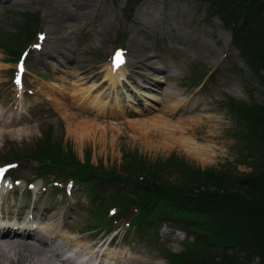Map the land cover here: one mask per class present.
<instances>
[{
	"label": "rangeland",
	"instance_id": "obj_1",
	"mask_svg": "<svg viewBox=\"0 0 264 264\" xmlns=\"http://www.w3.org/2000/svg\"><path fill=\"white\" fill-rule=\"evenodd\" d=\"M17 1L0 0L3 41L11 37L13 41L14 33L30 20V38L39 31L43 39L40 49L30 45L19 84L13 55L0 47V155L10 148L20 156L22 150L48 139L70 144L74 154L89 157L94 164L118 166L126 152L148 163H166L161 172L173 183L182 173L171 159L187 161L198 170L230 167L241 174L250 169L260 148L244 144L241 122L227 99L263 104L264 83L243 63L240 49L231 43L232 30L206 1L141 0L125 14L127 0ZM247 28L259 33V39L264 37V27L255 21ZM119 44L124 46L125 75L111 90L109 76L117 72L109 58ZM206 68L213 72L210 81L193 82L192 77ZM156 80L161 84L153 83ZM166 123L182 127L184 137L180 129L174 134L166 131ZM186 136L196 143L198 154L187 152L181 141ZM17 169L25 177L39 170L32 159L23 160ZM52 175V171L46 174ZM75 183L52 190L49 181L39 179L30 190L25 180L10 184L6 178L0 189V214L20 211L22 216L24 208L38 226L60 231L52 247L72 248L82 239V247L102 245L103 252L110 244L108 252L118 255L115 262L120 264H170L160 246L180 252L184 245L165 232L178 229L182 237L191 238L187 230L170 222L162 223L157 240L143 233L132 236L125 231L126 217L110 226L115 229L110 234L107 225L80 233L79 227L95 221L87 188ZM111 187L106 183L105 191ZM18 248L0 245V264L58 262L51 251Z\"/></svg>",
	"mask_w": 264,
	"mask_h": 264
},
{
	"label": "trees",
	"instance_id": "obj_2",
	"mask_svg": "<svg viewBox=\"0 0 264 264\" xmlns=\"http://www.w3.org/2000/svg\"><path fill=\"white\" fill-rule=\"evenodd\" d=\"M139 1L126 3L132 9ZM202 1L232 30V44L264 83L260 74L264 70V37L259 39V33L247 28L251 21L264 27V0ZM32 30L30 20L14 33L13 41L12 37L3 41L0 34V47L18 55L21 42L29 39ZM227 104L241 122L239 136L244 144L260 148L250 170L241 174L230 167L198 170L187 161L171 159L182 173L173 183L161 172L166 163H148L136 153L126 152L118 168L94 166L89 158L81 162L71 146L64 151L60 143L48 139L20 154L23 159H35L42 172L54 168L59 177L72 175L91 187L92 193H99L102 200L93 212L96 225L117 222L128 212L126 222L134 233L155 234L163 220L193 232L194 241L184 243L185 251L168 254L173 264H264V103L251 105L230 97ZM9 155L12 158L16 153ZM107 182L112 185L108 193L104 190ZM216 245L218 249L213 248Z\"/></svg>",
	"mask_w": 264,
	"mask_h": 264
},
{
	"label": "bare ground",
	"instance_id": "obj_3",
	"mask_svg": "<svg viewBox=\"0 0 264 264\" xmlns=\"http://www.w3.org/2000/svg\"><path fill=\"white\" fill-rule=\"evenodd\" d=\"M5 1V0H4ZM11 1V0H10ZM14 3H18V1L17 0H14ZM71 16V15H70ZM122 66H123V64H121V66L118 68V69H120L121 71L119 72V70H117L116 68H115V70H116V72H117V74L116 75H113V74H111L110 73V78H111V80H112V84H111V90H113L115 87H116V84H115V82L116 81H118V80H120L121 78H122V76H124L125 75V73L123 72V69H122ZM110 70L111 71H115L111 66H110ZM127 74V73H126ZM109 79V78H108ZM105 80H107V77H104L103 79H102V82L104 83L105 82ZM172 96V95H171ZM172 97H174V96H172ZM100 99V98H99ZM98 100V99H97ZM129 100V99H128ZM99 101V100H98ZM113 101H116V99L115 100H113ZM116 105H117V102H116ZM168 125V126H167ZM180 125V124H179ZM166 126H167V128H166V131H168V132H171V133H175V132H177V131H179V129H180V133H182L183 135V137H184V131L181 129V128H179L177 125V127L176 126H173L172 125V128L170 127V125L169 124H167L166 123ZM156 129H158V130H161V127H157ZM168 135V134H167ZM176 140H178V139H176ZM181 140V139H180ZM183 143H184V146L186 147V150H187V152L188 153H191V154H198L199 153V151L198 150H196V146H194V145H196V143L194 142V141H192V139L191 138H189V137H185V138H183V140H181ZM177 142V141H176ZM178 143V142H177ZM182 144V143H181ZM180 143H178V145H181ZM193 145V146H192ZM209 147V146H208ZM200 150V149H199ZM202 150V149H201ZM200 154H202V153H200ZM198 156V155H197ZM46 236H47V238H50V234L53 232L54 234H55V236L53 237V238H50V241H48V239H43L41 236H39V235H37L36 233H34V232H31V231H25L24 233H26V234H21V232L19 231V230H14V229H12V228H7V229H3V230H1L0 231V245L1 246H3V245H9V247L10 246H15V248H17V249H19L18 247H23V249L24 250H27V249H29V250H31L32 252L31 253H33V252H35V251H43V250H46V251H51V255L53 256V257H56L57 259H58V262H56L55 264H72L71 263V260L70 259H62V258H60V254H59V252H57L56 250H55V247H52L51 246V242H53L54 241V239L55 238H58V237H60V231L59 230H53V228L52 229H50V228H48V226L46 225L44 228L42 227V230H41ZM40 231V232H41ZM64 239L66 240V238L64 237ZM76 240V239H75ZM81 241H82V239H80V240H77L76 242H75V245L76 246H79V247H82L83 245H82V243H81ZM74 243V242H73ZM25 245H27V246H25ZM101 246L102 245H100V246H98V249L95 251V252H98V250H99V248H101ZM109 246H111L110 244H108L106 247H105V249L103 250V252H102V255H106L107 257H109L110 259H117V256H116V254H114V252H108V247ZM19 251V250H18ZM18 251H16V253H19ZM44 252V251H43ZM87 252H90V249H88V251ZM123 254H124V252H123ZM26 255H28V256H30V257H32L33 255L32 254H29V253H26ZM45 255V254H44ZM43 255V256H44ZM51 255H50V257H51ZM121 256V255H120ZM102 257L103 256H101L100 258H99V260H102ZM54 259V258H53ZM43 260V259H42ZM136 264H144V263H136Z\"/></svg>",
	"mask_w": 264,
	"mask_h": 264
},
{
	"label": "snow or ice",
	"instance_id": "obj_4",
	"mask_svg": "<svg viewBox=\"0 0 264 264\" xmlns=\"http://www.w3.org/2000/svg\"><path fill=\"white\" fill-rule=\"evenodd\" d=\"M41 39H43V37H41ZM38 47V45H37ZM124 52L122 50H118L116 55L114 56V67L119 68L121 66V64H123L124 61ZM22 70V68H21ZM17 84L20 83L19 78L17 79ZM11 167H16V165H10L8 167H2L0 168V183H4V176L6 174V172L11 168Z\"/></svg>",
	"mask_w": 264,
	"mask_h": 264
}]
</instances>
